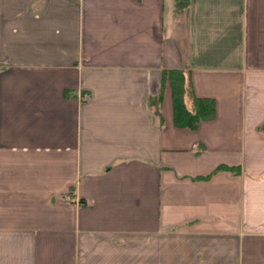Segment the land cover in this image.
I'll return each instance as SVG.
<instances>
[{
    "label": "crops",
    "instance_id": "crops-1",
    "mask_svg": "<svg viewBox=\"0 0 264 264\" xmlns=\"http://www.w3.org/2000/svg\"><path fill=\"white\" fill-rule=\"evenodd\" d=\"M0 264H264V0H0Z\"/></svg>",
    "mask_w": 264,
    "mask_h": 264
},
{
    "label": "trees",
    "instance_id": "trees-1",
    "mask_svg": "<svg viewBox=\"0 0 264 264\" xmlns=\"http://www.w3.org/2000/svg\"><path fill=\"white\" fill-rule=\"evenodd\" d=\"M189 2L190 0H175V9L177 12H181L189 5ZM166 76L171 87L173 121L176 126L195 130L200 121L214 118V100L206 97H197L193 94L186 71L177 68L163 71L161 90ZM188 94L191 102L187 101L186 97ZM156 100L158 99L156 98ZM219 167L213 171L220 169Z\"/></svg>",
    "mask_w": 264,
    "mask_h": 264
}]
</instances>
